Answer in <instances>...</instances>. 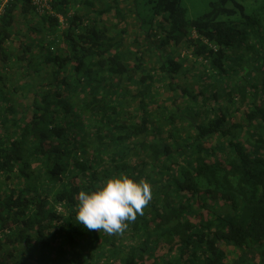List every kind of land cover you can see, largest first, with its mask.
I'll return each instance as SVG.
<instances>
[{
	"label": "trees",
	"instance_id": "1",
	"mask_svg": "<svg viewBox=\"0 0 264 264\" xmlns=\"http://www.w3.org/2000/svg\"><path fill=\"white\" fill-rule=\"evenodd\" d=\"M32 1L7 0L0 13V102L7 100L0 107V177L6 183L0 188V264H52L47 248H61L64 264H80L82 242L86 249L100 248L88 264H227L228 246L254 248L257 264H264V139L255 138L253 148L236 136L246 128H262L264 101H248L240 122L223 107L204 120L193 118V134L181 133L182 142H169L161 134L144 101L155 72L175 90V98L225 96L241 105L233 88L240 78L237 69L243 70L241 81L254 90L261 84L264 92V47L250 42L259 32L257 19L236 0L210 1L207 11L192 20L179 0H152L150 19L157 22L142 29L148 46L134 52L136 62L130 66L124 62L130 53L120 49L122 40L88 15L105 14L112 6L82 11L75 9L76 0H50L49 14ZM228 2L233 6L227 7ZM31 11L41 13L32 26L26 21ZM23 21L35 33L28 43L19 42L23 34L17 24ZM150 46L160 58L159 67L148 70L142 56L151 55ZM185 49L201 61L199 74L194 61L184 68L180 51ZM174 50L177 54L168 56ZM37 53L40 61L34 62ZM236 56L239 63H233ZM15 62L23 71L38 74L46 67L50 73L46 85L34 89L21 120L6 97ZM210 72L209 87L218 81L222 86L209 93L194 90L202 74L210 81ZM123 81L141 85L131 96L138 98L140 118L129 124L108 116L115 112V98L128 95ZM79 93L86 100L77 105L66 97ZM171 117V130L181 132L176 115ZM88 147L106 152V159L85 165L75 151L89 153ZM120 172L152 187L144 214L124 232L130 233V242H140L123 250L121 235L90 231L76 220L79 191Z\"/></svg>",
	"mask_w": 264,
	"mask_h": 264
},
{
	"label": "rangeland",
	"instance_id": "2",
	"mask_svg": "<svg viewBox=\"0 0 264 264\" xmlns=\"http://www.w3.org/2000/svg\"><path fill=\"white\" fill-rule=\"evenodd\" d=\"M88 2H92V5L86 3H83V0H76V5H79V7L75 6L76 8H80L82 11H87L90 8L92 9H104L107 7V5L112 6V9L105 14H99L96 11L90 12L89 18H91L92 21L98 22V24H103L104 27H106L109 30V33L113 36H115L117 39L122 40V45H120V49L123 48V50H126L130 53V55L126 56L124 59L125 63H129L128 65H133L136 62V56L134 54H140L142 49L146 48L148 46L149 38L146 37V33H144L143 30H147L148 28H154L157 20L155 21V24L152 23V20L150 19L151 15V4L152 0H87ZM182 7L185 8L186 11V17L188 20H192L203 14L208 9V4L210 1L213 0H179ZM240 3H242L245 7V11L247 14L251 15L252 17L256 18L258 21V27L259 32H257V37L251 38L250 42L254 43V45H260L264 47V0H236ZM91 6V7H90ZM233 4L231 2L227 3V7H232ZM71 13V12H70ZM19 14V13H17ZM41 13H36L35 11H31L28 13L26 21L29 23L28 25L32 26L37 24V21H39ZM87 15V16H88ZM138 15L142 18L143 24L141 27V22L138 18ZM226 18L225 16L223 17ZM114 19V20H113ZM154 21V19H153ZM17 27L20 28L21 34V41L23 42H29V37H33L35 34L30 29H28L25 26V21L19 22L17 24ZM143 29V30H142ZM149 31V30H148ZM144 37L148 40L145 41ZM16 41L14 44L19 43ZM61 48H64V44L61 43L59 45ZM58 48V47H56ZM38 48H34L35 52L39 51ZM151 51V55L148 56L143 55L142 60L146 62V65L148 67H155L156 69L159 67V58L160 54L156 53V51H152L153 47L150 46L148 49ZM177 50H174L171 54L168 53V56L176 55ZM264 53V50H263ZM158 56H157V55ZM180 54L185 56L186 61L184 62V68L189 70L191 67V63L195 62V67L198 69V74L202 70L201 61L196 59L188 50L180 51ZM239 56V55H238ZM236 56V58L233 60V63H239V57ZM40 59L39 53H37V58L34 60L38 61ZM196 59V60H195ZM40 61V60H39ZM16 63V62H15ZM246 65V64H245ZM250 65H248L249 68ZM38 69L40 68V62L36 66ZM46 69L49 68H43L40 70V72L37 74L33 71V69L29 71H23V68L17 69V63L13 64L11 67L12 73L8 74V79L6 81L7 85V93L6 97L9 98V103L12 104L14 110H15V116L17 119L21 120L25 113L28 111L33 96H34V89L40 88V86L46 85V82L50 79V73L45 72ZM237 69V68H236ZM255 68H253V71ZM193 71V69L191 70ZM196 71V70H195ZM236 71V70H235ZM237 75L240 76L239 79H237V82H226V85H231L234 83L233 88L234 91L237 92V96L235 100H240L241 105H237L238 103H231L227 97L223 96L220 100H216V98L212 97V99L206 98L204 100L203 97H197V99H188L186 97L175 98V90L172 89L170 86H167L166 82H162V78L160 77L159 72H155V81L152 84V87L149 90V93L147 94L144 101L146 102L145 110L147 112V115L150 117L151 120L155 121V124L161 128V134L168 138V141L171 142L172 139H176L179 142H182L180 136L181 133L183 134H189L192 135L193 131L190 130V123L192 119H199L204 120L206 118H209L212 114L216 113L217 108L223 107L222 109L225 111L228 109V113L232 116L233 121L240 122L242 121V115L245 106L247 105L248 101L255 100L256 103H263L264 101V92L262 91L261 84L259 85V88L257 90H254L249 87V85L246 84L243 80L241 81L243 70L237 69ZM184 75H186V72H183ZM210 73L206 74V77L210 79L205 80L203 77L204 74L201 75V78L197 80L196 83H194V90L197 89H203L204 93L212 92V90L215 89V87L220 88L222 86L220 82H216L215 86L209 87L211 85L214 78L209 77ZM138 76L142 75V73L138 72ZM181 79L183 77L181 76ZM178 82V80H177ZM121 86L128 91V95L124 97H118L115 98V103H113V108L115 109V112L109 113V117H118V120L120 122L129 124L134 120V118L137 117L139 119L140 113H139V106H138V98H131L133 96V92L136 91V88H140L141 85L137 83H133L131 81L125 82L123 81L120 83ZM245 84V85H244ZM258 85V84H257ZM261 86V87H260ZM191 88H193L191 86ZM216 88V89H217ZM227 89V88H226ZM244 95H241V93ZM67 98H70L72 100L71 103L78 104L82 100H86L85 97H83L82 94L77 95H66ZM211 98V96H210ZM69 100V99H68ZM7 103V100H2L0 102V107L3 108ZM30 114V113H29ZM172 115H176V121L178 125L181 127V132H174L171 130V126L168 124L170 120L173 118ZM29 116V115H28ZM27 116V117H28ZM26 118V117H25ZM245 123V121H243ZM2 129H0V132ZM89 132L91 134H94V131L89 129ZM175 134V135H173ZM237 139L243 140L245 144L257 148V145L253 143V140L257 137H261L264 139V124L262 125V128L256 131H250L248 128H246L243 131H237L236 133ZM142 139V138H141ZM150 139V137H149ZM107 143V142H106ZM106 148H108V145H106ZM111 148L112 145H109ZM89 153L84 152L82 149H78L75 151L76 157L81 158L83 162H85V165H89V167L94 166L96 163L97 165L101 163L102 160L106 159V152L102 151V155L99 152V150H95L94 148H90ZM109 150V149H108ZM133 158V157H129ZM3 176L0 177V188H5L6 183L3 180ZM59 209V208H58ZM76 221V220H75ZM129 232L125 235H121L123 237V244L124 246L121 248H125V245L129 246L131 243L133 245H137L140 242V239H136L132 242L128 240ZM117 237L120 235H116ZM117 240V239H116ZM57 241V240H56ZM85 242H87V238L85 237ZM80 247V255L82 254L81 262L80 264H88L87 261L92 260L91 254L95 255L98 249L100 248H88L86 249L85 246ZM49 251L50 257L53 259L52 264H64L63 256H62V249H50L47 248ZM95 250V251H94ZM108 250H106L107 252ZM125 252V251H124ZM163 251L160 249L158 250V254H161ZM227 253L228 258H226L227 264H257L259 261V252L256 249H245L237 251L233 247L228 246L227 247ZM61 260V261H60Z\"/></svg>",
	"mask_w": 264,
	"mask_h": 264
},
{
	"label": "clouds",
	"instance_id": "3",
	"mask_svg": "<svg viewBox=\"0 0 264 264\" xmlns=\"http://www.w3.org/2000/svg\"><path fill=\"white\" fill-rule=\"evenodd\" d=\"M76 199L79 224L90 231L123 235L129 224L144 214L152 200V187L143 178L137 182L120 172L98 183L94 189L79 191Z\"/></svg>",
	"mask_w": 264,
	"mask_h": 264
},
{
	"label": "built area",
	"instance_id": "4",
	"mask_svg": "<svg viewBox=\"0 0 264 264\" xmlns=\"http://www.w3.org/2000/svg\"><path fill=\"white\" fill-rule=\"evenodd\" d=\"M7 0H0V13L3 10V7L5 5ZM50 0H33L32 3L35 5L36 9L39 12H46L49 14H52V10L50 8L49 4ZM59 21L62 23L64 22V19L62 16H59Z\"/></svg>",
	"mask_w": 264,
	"mask_h": 264
},
{
	"label": "crops",
	"instance_id": "5",
	"mask_svg": "<svg viewBox=\"0 0 264 264\" xmlns=\"http://www.w3.org/2000/svg\"><path fill=\"white\" fill-rule=\"evenodd\" d=\"M114 20V19H113Z\"/></svg>",
	"mask_w": 264,
	"mask_h": 264
}]
</instances>
